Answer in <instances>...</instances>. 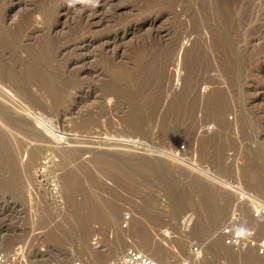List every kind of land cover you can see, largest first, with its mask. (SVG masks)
I'll use <instances>...</instances> for the list:
<instances>
[{
    "label": "rangeland",
    "instance_id": "rangeland-1",
    "mask_svg": "<svg viewBox=\"0 0 264 264\" xmlns=\"http://www.w3.org/2000/svg\"><path fill=\"white\" fill-rule=\"evenodd\" d=\"M181 143L217 173L169 157ZM222 180L264 200V0H0V247L21 245L19 264H108L135 238L124 210L156 226L143 238L159 241L160 261L196 243L204 264H242L211 239L239 207ZM89 188L115 222L75 220Z\"/></svg>",
    "mask_w": 264,
    "mask_h": 264
},
{
    "label": "built area",
    "instance_id": "built-area-1",
    "mask_svg": "<svg viewBox=\"0 0 264 264\" xmlns=\"http://www.w3.org/2000/svg\"><path fill=\"white\" fill-rule=\"evenodd\" d=\"M209 62L216 60L218 55L210 54L205 58ZM179 86V85H177ZM221 89L205 85L202 88V93L217 97ZM232 130H238V124L232 123ZM213 125L206 123L203 125L204 131H209ZM239 147L235 146L230 154L234 156L238 154ZM167 155L176 161L190 164L196 171L204 175H214L217 173L218 166L213 167L206 159L203 152L195 151L194 147H189L186 143H181L175 150H165ZM222 183L229 188H238L236 198L239 207L228 214L226 222L211 236L212 241L221 242L228 247L238 251L252 250L260 256H264V234L259 230L258 225L264 222V200L256 197L252 191H246L233 181L222 180ZM110 200H114L113 197ZM245 208V209H244ZM248 212V214L245 213ZM197 218L196 206L191 205L187 221L191 225ZM121 228L126 231H132L136 237H143L145 232L156 230V226L149 224L146 215L136 214L130 210L122 211ZM185 228V227H184ZM162 235L171 237L183 234L182 229L176 227H162L158 229ZM175 233V234H174ZM199 245L193 243L191 250L198 251ZM23 248L17 245L11 248L0 247V264H19L21 261ZM176 264H190L188 257H177ZM60 264H84L82 258L70 257L63 260ZM108 264H168L165 261H160L145 252L137 244L132 241L128 246L118 249L109 260Z\"/></svg>",
    "mask_w": 264,
    "mask_h": 264
},
{
    "label": "bare ground",
    "instance_id": "bare-ground-1",
    "mask_svg": "<svg viewBox=\"0 0 264 264\" xmlns=\"http://www.w3.org/2000/svg\"><path fill=\"white\" fill-rule=\"evenodd\" d=\"M200 50H195L189 53L187 56V64L189 67H191V70L195 68V65L199 63V57H200ZM195 76H192L189 74L186 79V87L187 89L191 87V84L195 83ZM218 104V103H217ZM216 105L214 103H211L210 101H206L205 107L211 110H216ZM219 122L223 123V119L220 118ZM34 127L37 126L41 129H45V126L43 125V122H40L39 125L38 122L30 120L29 122ZM53 133H56L52 131ZM162 132H166V129L162 130ZM57 134V133H56ZM59 134V133H58ZM222 138V135L216 134L213 136V141H220ZM126 146H130L129 143L135 144L138 148H153V146L136 140H124L123 141ZM117 217V210L108 207L103 203L102 195L98 191L93 190L92 188L88 189V193L86 198L77 204L76 210L74 213L75 220L82 224L86 221H89L91 219H102L104 221L108 222H115ZM258 227L261 229V231H264V222L260 223ZM259 229V230H260ZM126 231V230H124ZM129 232V231H128ZM148 231L145 232L144 236L147 234ZM135 236V235H134ZM143 236V237H144ZM143 237H136L133 239L137 242V244L143 249L145 252L150 254L152 257L159 259V253L162 251L161 244L159 241L153 239V238H143ZM121 238L123 240V235L119 234L117 235V239ZM255 252L252 250L243 251V252H237V253H230L228 256L232 261L242 263V264H264V256L255 255ZM107 254L102 253L98 256L99 260H104ZM186 255L188 256L190 260V264H204V256L200 252H187ZM166 263L168 264H175V262H172L171 260H166ZM40 264H46L45 262Z\"/></svg>",
    "mask_w": 264,
    "mask_h": 264
}]
</instances>
